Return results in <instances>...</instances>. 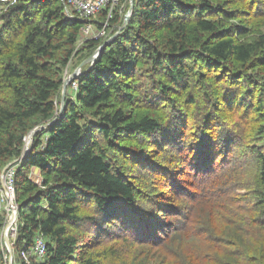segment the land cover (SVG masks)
<instances>
[{
  "label": "trees",
  "instance_id": "1",
  "mask_svg": "<svg viewBox=\"0 0 264 264\" xmlns=\"http://www.w3.org/2000/svg\"><path fill=\"white\" fill-rule=\"evenodd\" d=\"M128 7L81 45L59 0L0 4V175L55 119L14 165L13 264H264V0H134L58 115Z\"/></svg>",
  "mask_w": 264,
  "mask_h": 264
},
{
  "label": "built area",
  "instance_id": "2",
  "mask_svg": "<svg viewBox=\"0 0 264 264\" xmlns=\"http://www.w3.org/2000/svg\"><path fill=\"white\" fill-rule=\"evenodd\" d=\"M59 1L62 4L65 14L67 13L69 17L83 23L80 38L81 45H83L84 41L97 40L100 37H107L112 33L115 28V26H112V21L117 14H122L124 8L122 0ZM16 3L17 0H0L1 10ZM98 16H101V18ZM79 73L80 71L76 75L79 76ZM73 88H76L74 84ZM14 174L13 166L6 170L2 183V177L0 176V211L5 213L7 221L11 218V215L14 214L13 222H15L16 227L17 205L15 203ZM13 229L12 224L8 228L7 234H9V232L14 234L16 231L13 232ZM11 245L12 243L10 247ZM31 256H35L38 261L44 258L45 241L43 236H36L33 246L25 249V251L21 253V260L27 263ZM4 258L6 261H9L8 255H5Z\"/></svg>",
  "mask_w": 264,
  "mask_h": 264
},
{
  "label": "water",
  "instance_id": "3",
  "mask_svg": "<svg viewBox=\"0 0 264 264\" xmlns=\"http://www.w3.org/2000/svg\"><path fill=\"white\" fill-rule=\"evenodd\" d=\"M133 5H134V0H129V7H128V12L127 14L125 15L124 19H123V23L120 27V29L118 30V32L113 36L111 37L109 40L105 41V43L100 46L95 52L93 55H91L88 60H86L85 62H83V64L77 68L72 74H70L67 78H65L63 80V84H62V88H61V98H60V105H59V113L58 115H60V113H62L63 109H64V101H65V96H66V89H67V86L70 82H72L76 77H77V73L83 68V66L87 65V64H92L93 62H95L96 58L99 57V55L101 54L102 50L104 48H106L108 46L109 43H111V41L114 39V37L119 34L120 32H122L126 27H127V24L129 23L130 21V18H131V15H132V12H133ZM55 119H53L54 121ZM53 121L51 123H48L47 125H44V126H40V127H37L36 129H34L33 131L30 132V134L27 136L26 138V144H25V148H24V151L22 153V156L19 160L17 161H13V162H10L9 164L6 165V167L1 171V183L3 181V177H4V174L6 172V170L9 168V167H12L14 165H16L17 163L21 162L22 159H24L26 157V155L28 154V152L30 151L31 149V146H32V143H33V138H34V135L37 133L38 130H42L44 128H47L49 127L50 125H52ZM13 220H14V214L11 215V218L8 222V225L6 226V230L4 231V234H3V239H4V246H5V249L7 251V253L9 254V261H8V264H11V261H12V256H13V253L11 252V247H10V244H9V237L7 235V231H8V228L10 227V225L13 223Z\"/></svg>",
  "mask_w": 264,
  "mask_h": 264
},
{
  "label": "rangeland",
  "instance_id": "4",
  "mask_svg": "<svg viewBox=\"0 0 264 264\" xmlns=\"http://www.w3.org/2000/svg\"><path fill=\"white\" fill-rule=\"evenodd\" d=\"M125 2L126 3H128V5H129V0H125L124 2H123V4H124V8H123V12L125 11L124 9L126 8V4H125ZM122 12V13H123ZM128 12V11H127ZM127 12H126V14H127ZM125 14V15H126ZM124 15V16H125ZM109 40V39H108ZM80 47V46H79ZM80 48H82V47H80ZM79 61V59L78 58H76L75 60H74V64H73V66L71 65L70 66V68L69 69H67V73H64V79L65 78H67L70 74H72L77 68H79V67H77L75 70H74V65L77 63ZM60 109V108H59ZM16 161V160H15ZM13 162V161H12ZM13 167V166H12ZM10 168V167H9ZM1 176V175H0ZM184 180V179H183ZM195 182L194 183H197V179H195L194 180ZM190 182V181H189ZM190 184H192V183H190ZM239 204V202H233L232 203V206H237ZM205 205H207V203H203V204H201L200 205V207H203V206H205ZM207 208V207H206ZM197 213V211H194V212H192V213H190L189 215L192 217V216H194V214H196ZM0 215L3 217V221H4V224H3V226L1 227V229H0V248L1 249H3L4 250V252L6 253L5 255H8V257H9V254L7 253V251H6V249H5V246H4V237H3V234H4V231L6 230V226L8 225V222H9V220L10 219H8V221H7V219H6V215H5V213L4 212H1L0 211ZM190 220V219H189ZM196 221H198V218L196 219ZM180 222L181 221H177V222H175L176 223V225H179L180 224ZM13 224V232L14 231H17L16 230V228H17V222H16V227H15V222H13L12 223ZM201 227V225L199 224V223H197V224H195V225H193V227L190 229V230H192V231H194V232H200L202 229H200L199 231H198V229ZM16 233V232H15ZM15 233L13 234V233H10L9 232V234H8V237H10L9 239V244H11V243H13V239L15 238L14 236H15ZM12 252V251H11ZM5 255H4V257H5ZM7 264H8V261H7ZM11 264H13V256H12V261H11Z\"/></svg>",
  "mask_w": 264,
  "mask_h": 264
},
{
  "label": "bare ground",
  "instance_id": "5",
  "mask_svg": "<svg viewBox=\"0 0 264 264\" xmlns=\"http://www.w3.org/2000/svg\"><path fill=\"white\" fill-rule=\"evenodd\" d=\"M12 225V224H11ZM8 235V234H7ZM10 238V237H9Z\"/></svg>",
  "mask_w": 264,
  "mask_h": 264
}]
</instances>
